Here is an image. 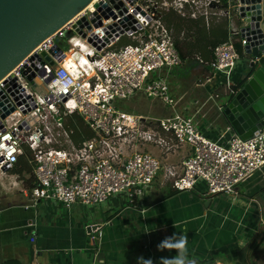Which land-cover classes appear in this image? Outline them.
<instances>
[{"label":"built area","instance_id":"obj_1","mask_svg":"<svg viewBox=\"0 0 264 264\" xmlns=\"http://www.w3.org/2000/svg\"><path fill=\"white\" fill-rule=\"evenodd\" d=\"M218 2L228 19V37L213 46L205 63L228 77L241 59L233 38L239 36L243 50L248 43L235 0H93L41 39L0 78V174H11L28 148L37 182L31 194L47 192L66 207L75 201L99 204L119 192L132 202L160 171L161 183L170 181L176 190L193 189L202 180L207 194L234 192L264 165L263 130L215 141L196 126L194 113L151 118L117 101L143 93L174 107L176 98L162 71L183 59L162 10L185 14L187 7L196 17L203 6L206 18L216 14ZM73 113L92 136L72 138L74 129L66 120ZM181 146L188 152L178 166L162 160Z\"/></svg>","mask_w":264,"mask_h":264},{"label":"crops","instance_id":"obj_2","mask_svg":"<svg viewBox=\"0 0 264 264\" xmlns=\"http://www.w3.org/2000/svg\"><path fill=\"white\" fill-rule=\"evenodd\" d=\"M222 6L218 2L216 14L208 18L201 13L203 6L199 7L197 17L203 18L205 28L212 22L228 31ZM185 11L189 14L187 7ZM184 34L180 32L178 38L188 45L194 34ZM234 40L240 41L239 36ZM189 47H182L186 57L176 66L180 68L162 71L176 98L174 107L160 101L168 113L138 114L159 118L174 111L194 113L196 126L208 138L225 141L236 131L222 111V96L236 89L248 73L243 67V47L239 53L243 63L231 70L228 83L220 79L218 85L210 81L215 73L223 72L213 73L205 63L212 57L211 49L194 47L191 51ZM146 148L164 157L160 149ZM187 152L188 147L181 146L162 160L178 166ZM4 176L9 178L0 188V264H137L141 256L159 264L161 257L176 255L157 249L160 241L174 233L187 236L188 258L202 260L200 264H264V234L258 240L264 231V165L239 182L232 193L207 194L202 180L193 189L176 190L170 181L161 183L160 171L147 191L132 202L119 192L99 204L75 201L69 207L47 192L33 197L31 189L37 182L34 179L33 185L23 186L25 173ZM133 248L138 251L129 256Z\"/></svg>","mask_w":264,"mask_h":264},{"label":"water","instance_id":"obj_3","mask_svg":"<svg viewBox=\"0 0 264 264\" xmlns=\"http://www.w3.org/2000/svg\"><path fill=\"white\" fill-rule=\"evenodd\" d=\"M89 1L0 0V78ZM235 1L241 35L248 41L243 64L248 73L236 89L222 96V111L229 125L245 138L264 131V0Z\"/></svg>","mask_w":264,"mask_h":264},{"label":"trees","instance_id":"obj_4","mask_svg":"<svg viewBox=\"0 0 264 264\" xmlns=\"http://www.w3.org/2000/svg\"><path fill=\"white\" fill-rule=\"evenodd\" d=\"M162 20L165 25L171 29L175 47L178 49L179 54L183 60L186 57L184 56L186 55V53L185 49H182V47L189 45V50L191 51L194 49V47H203L207 50L210 48L212 51L214 45L219 42L225 41L228 37V31L226 26H224L223 28H220L218 26L216 28L212 22H209V25L205 28L204 24L202 23V21L204 22L202 17H192L189 14H180L176 10L171 8L162 10ZM191 31L192 34H194V39H192V42H188L187 45L186 41L183 40L181 42V40H179L178 37L180 32H184V36H187V34L191 33ZM199 34H203V36L200 37ZM234 45L236 46L237 51L241 53L242 48L240 45V41L236 42L234 40ZM66 123L74 129L71 136L76 142L86 137H90L94 134L92 129L84 122L82 117L77 113L69 115L67 117ZM28 155H30V151L28 148H25L24 155L19 156L12 170V173L18 175H22V173L27 174L28 178H26V180L31 186L33 185L31 182H34V176L32 174L31 165L28 163L26 158ZM195 261L196 264H200V261L202 260Z\"/></svg>","mask_w":264,"mask_h":264},{"label":"rangeland","instance_id":"obj_5","mask_svg":"<svg viewBox=\"0 0 264 264\" xmlns=\"http://www.w3.org/2000/svg\"><path fill=\"white\" fill-rule=\"evenodd\" d=\"M241 51H242V49H241ZM237 63L242 64L243 61L240 60ZM178 68H180V67L175 66V68H173L172 71H175ZM234 70H235V68H234ZM181 71L185 72L184 70H181ZM234 73H232V74L234 75ZM173 76L175 77L174 74H173ZM231 76L232 75H228V77H227L224 73H215L212 80L210 81V84H214L216 82L215 85H218V81L220 79H222V81L224 80V82H225L226 80H230ZM171 83L172 84L174 83V79L171 80ZM117 101L120 102L123 109L134 112V113L149 114L151 116L152 115L153 116H161V115H164V114L169 112V109L167 107H162L160 100L153 99L148 94L136 93L135 95H133L130 98L117 100ZM165 106H167V105H165ZM7 178H9V177L0 174V188H2L1 185H3L5 181H7ZM26 178H28V177H26ZM20 183L23 186L28 185L27 180L23 182L25 184H23L22 182H20ZM16 191H18V190L16 189ZM214 203H216V201H214ZM103 232H104V228H103ZM154 242H155V244L157 243L155 240H154ZM133 251L134 252L130 253L129 256H133L134 254H136L138 251V248H133Z\"/></svg>","mask_w":264,"mask_h":264},{"label":"clouds","instance_id":"obj_6","mask_svg":"<svg viewBox=\"0 0 264 264\" xmlns=\"http://www.w3.org/2000/svg\"><path fill=\"white\" fill-rule=\"evenodd\" d=\"M57 82L59 83L60 80ZM187 243V236L183 234L174 233L172 236L165 237L157 245V249L159 251H175L176 255L172 257H161L159 264H196L194 259L188 258ZM137 264H154V262L151 258L145 259L141 256L137 258Z\"/></svg>","mask_w":264,"mask_h":264},{"label":"bare ground","instance_id":"obj_7","mask_svg":"<svg viewBox=\"0 0 264 264\" xmlns=\"http://www.w3.org/2000/svg\"><path fill=\"white\" fill-rule=\"evenodd\" d=\"M92 1H93V0H92ZM92 1L87 2L86 5H85L84 7H87ZM82 8H83V7H82ZM78 11H79V10H78ZM72 18H73V17H72ZM72 18H69V19H67V20L64 21V22H67V21L71 20ZM64 22H63V23H64ZM63 23H62V24H63ZM62 24H61V25H62Z\"/></svg>","mask_w":264,"mask_h":264}]
</instances>
